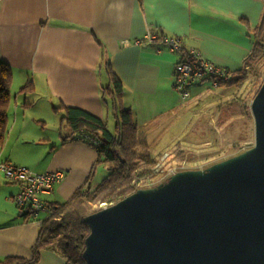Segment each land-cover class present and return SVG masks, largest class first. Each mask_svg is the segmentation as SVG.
Masks as SVG:
<instances>
[{"label":"crops","instance_id":"obj_1","mask_svg":"<svg viewBox=\"0 0 264 264\" xmlns=\"http://www.w3.org/2000/svg\"><path fill=\"white\" fill-rule=\"evenodd\" d=\"M263 17L264 0H0V63L12 73L0 160L38 174L63 172L54 191L41 196L50 205L63 204L82 187H96V149L82 138L73 140L77 134L71 137L64 115L65 109L76 108L115 121L116 111L103 102L108 64L122 84L121 104L131 111L139 142L145 148L153 142L151 149L161 154L189 130L212 82L192 83L191 98L182 101L173 89L181 56L143 37L153 33L177 39L184 50H195L232 74L249 57L252 33ZM27 83L34 89L19 99L13 93L20 94ZM33 95V103L43 106L31 119L35 127L27 130L20 120L23 108L33 104L26 98ZM184 117V130L168 140ZM18 192L17 184L0 177V261L29 259L37 239L39 225L29 214L24 221L25 211L12 200ZM42 218L40 213L37 219ZM39 264L64 261L44 251Z\"/></svg>","mask_w":264,"mask_h":264},{"label":"water","instance_id":"obj_2","mask_svg":"<svg viewBox=\"0 0 264 264\" xmlns=\"http://www.w3.org/2000/svg\"><path fill=\"white\" fill-rule=\"evenodd\" d=\"M252 148L84 218L86 264H264V79Z\"/></svg>","mask_w":264,"mask_h":264},{"label":"trees","instance_id":"obj_3","mask_svg":"<svg viewBox=\"0 0 264 264\" xmlns=\"http://www.w3.org/2000/svg\"><path fill=\"white\" fill-rule=\"evenodd\" d=\"M262 35H264V17L261 24L254 30L255 41L243 68L232 73L228 81H218L219 87L240 88L250 76L255 84L264 79ZM109 66L108 64L106 67L109 85L102 91L108 97V99L104 98V104L110 105L112 110L116 111L114 132H109L104 121L86 111L67 108L64 115L71 137L77 134L73 140L79 138L96 140L95 144H91L98 155L97 164L107 167L104 179L94 188L82 187L63 204H49L53 210V216L42 219L37 239L31 248V257L29 259L8 257L0 261V264H39L41 253L44 251L57 255L64 264H86L82 253L89 229L83 221L84 218L100 210L95 206L114 205L142 189L139 184L157 176L154 172L159 160L150 151L143 153L139 151V137L131 111L125 110L121 104L122 84ZM11 84L10 67L0 63V149L7 133ZM33 89V84L27 83L20 89V94H30ZM113 100L119 107L114 106ZM179 155H181L180 151H178ZM25 216L24 221L29 220L28 213H25Z\"/></svg>","mask_w":264,"mask_h":264},{"label":"rangeland","instance_id":"obj_4","mask_svg":"<svg viewBox=\"0 0 264 264\" xmlns=\"http://www.w3.org/2000/svg\"><path fill=\"white\" fill-rule=\"evenodd\" d=\"M262 36L261 41L264 43V35ZM254 41L255 37L254 33H252V42L254 43ZM262 81L255 84L250 76L240 88L215 87L208 81L206 94L203 97L208 100L204 103L203 108L201 107L200 110L195 111L196 116L191 118V127L182 134L181 139L177 143L169 144L165 151L158 155V152L155 153L151 149L153 142H149L150 147L148 148L144 147L146 143L139 142V151L141 153L150 151L158 160L163 161L161 166L155 167L154 173L157 176L154 179L146 180L139 186L142 189L154 188L166 182L175 173L204 170L215 163L222 162L252 148L254 145V125L250 113V104ZM13 94L18 96L19 99L25 98L18 91ZM114 97L117 98L116 96ZM26 99L28 102L33 103L34 95ZM110 102L112 103V101ZM113 104L119 107L115 100H113ZM42 106V102H35L29 107L27 105L28 108H23L24 116L20 123L25 129L30 130L35 127L31 119L34 116L33 114H38L37 110L41 111ZM186 120L185 117L177 120V123L172 128L173 130H170L167 134L168 140L182 129ZM102 121H104L106 126V122H109L107 129L113 131L116 119L114 121L110 115ZM64 128L65 126L62 127L61 131ZM57 130L60 131L58 128ZM41 133L39 132L38 134ZM45 133H50V130ZM178 151L181 153L179 156ZM96 169L92 180L101 182L106 173V166L98 164ZM104 205L107 206L106 204H99L95 207L101 209Z\"/></svg>","mask_w":264,"mask_h":264},{"label":"built area","instance_id":"obj_5","mask_svg":"<svg viewBox=\"0 0 264 264\" xmlns=\"http://www.w3.org/2000/svg\"><path fill=\"white\" fill-rule=\"evenodd\" d=\"M142 41L162 43L170 53H177L181 56L174 68L173 89L182 101H188L191 98L190 86L196 81L208 79L213 86L217 87L218 81H228L231 78L232 74L228 70L200 57L195 50H184L177 39L161 34L147 33ZM85 141L96 143V140L91 138H86ZM162 163L163 161L159 160L157 167L161 166ZM0 177L19 186V192L12 200L18 208L28 213L38 225L42 222V220L37 219L40 213L45 215L43 218L46 219L53 216L52 208L41 199V196L54 191V188L64 179L63 172L54 171L38 174L24 167H18L0 160Z\"/></svg>","mask_w":264,"mask_h":264},{"label":"bare ground","instance_id":"obj_6","mask_svg":"<svg viewBox=\"0 0 264 264\" xmlns=\"http://www.w3.org/2000/svg\"><path fill=\"white\" fill-rule=\"evenodd\" d=\"M103 207H104V206H103ZM103 207H102V208H103Z\"/></svg>","mask_w":264,"mask_h":264}]
</instances>
